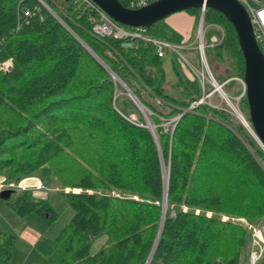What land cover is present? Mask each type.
Returning a JSON list of instances; mask_svg holds the SVG:
<instances>
[{
	"label": "trees",
	"instance_id": "16d2710c",
	"mask_svg": "<svg viewBox=\"0 0 264 264\" xmlns=\"http://www.w3.org/2000/svg\"><path fill=\"white\" fill-rule=\"evenodd\" d=\"M46 1L68 28L37 0H0V181L24 183L49 166L55 191L74 212L40 264H147L150 258V264H242L250 236L221 216L264 224L262 147L225 110L192 107L212 87L203 88L181 60L172 59L177 81L170 83L152 47L96 39L90 34L95 11L75 0ZM118 1L130 7L131 0ZM186 12L198 21L200 10ZM210 21L227 32L214 49L220 55L227 49L229 79L244 77L234 26L208 9ZM172 31L161 21L148 32L183 43ZM86 46L144 107L158 143L138 104L118 95L120 83ZM176 115L182 117L175 128L165 131L162 125ZM5 203L48 224L59 216L48 196L36 198L32 190ZM100 238L103 245L92 254ZM15 240L0 232V264H12Z\"/></svg>",
	"mask_w": 264,
	"mask_h": 264
},
{
	"label": "rangeland",
	"instance_id": "374dc122",
	"mask_svg": "<svg viewBox=\"0 0 264 264\" xmlns=\"http://www.w3.org/2000/svg\"><path fill=\"white\" fill-rule=\"evenodd\" d=\"M37 1L38 2L41 1V2H44L47 4L46 0H37ZM131 1H130V4H131ZM48 6L52 9L51 12L54 15L52 13L51 14L57 20H59L64 26L67 27V25L65 24V21L61 18V16L50 5H48ZM198 10H200V17H199L198 21L194 20L195 27L191 23L192 21L189 19V17L183 15V21L179 22L177 27L175 25H173L176 27L175 29L172 26L173 31L170 34L171 38H181L183 41L187 37H189L188 39H186V41H188L189 43H195V41L197 39V32H198L197 30L199 29V22L201 19V9L198 8ZM211 10H213V9H211ZM187 11H189V10H187ZM214 11H216V10H214ZM184 12H186V11H184ZM216 12H218V11H216ZM218 13H220V12H218ZM168 18H166L163 21H166ZM218 25L222 26L219 22H216V21L205 22V27L207 29L206 30V37H205V42H206L205 52H206L207 61H208V64L211 68V71H212L213 75L215 76L216 80L221 84V83H226L228 80H230L229 77L231 75L229 77L224 76L223 70H221L220 73H217L215 71V66L216 65L226 66L231 71V74H233L234 67H233L232 62L228 59L227 49L220 48L221 55H224V58H223V56L218 54L214 48H211V44H210L211 36L219 33V30L217 29ZM178 27H180V29H178ZM183 28L185 29V31H182ZM182 54L185 55V57L200 72H202L203 64L200 61L199 54H198L197 50H195V49L183 50ZM93 56H95L97 58L96 55H93ZM174 58L180 59L179 56L177 57L175 54H171L166 59H164V68H165L166 79L170 83H174L177 81L176 75H175V72H174V69L172 66V59H174ZM98 61L102 64V66H104L105 68L107 67L106 69L110 73L112 78L117 77L112 72V70L108 66H106V64L101 59H99ZM185 65H186V67H185L186 71H190L194 75H196V73H194L192 70H190V68L187 66V64H185ZM11 67H13V65L10 62L9 68H11ZM187 69H189V70H187ZM225 78H228V80ZM232 78L242 79L243 77L232 76L231 79ZM116 81L118 83H120V86H121V88L118 90V95H122V96H125V97H128L129 99H131V97L128 95L127 89L125 88L123 83H121L122 81L121 80H120V82H119V80H116ZM208 83H210L209 85L212 87V90L208 91L207 93L211 94L213 92L214 88L211 85V82H208ZM238 85L241 86V83L237 80H234L232 82H228L224 87V91L227 93L228 98L230 99V102L233 103L237 109H239V111L242 113V115L244 113H246V115H247V113H248V118L245 114L243 116H245V118L247 120H249V107L247 104V100H246V97H244V98L242 97L243 88H241V91H238ZM237 98H241L240 103H237V100H236ZM131 100L133 101V99H131ZM206 102H207L206 103L207 105H209L213 108L225 110L224 112H227L228 114L235 117L239 121V119L236 117L234 111L230 107V105L228 103L229 101L227 102L226 100H224L218 92H215L210 98L207 99ZM246 104H247V106H246ZM142 108L144 110L143 106H142ZM138 109L140 110V107H138ZM145 112H146V110H145ZM181 117H182V115L181 116L176 115L173 117L172 123L167 122V123L163 124L162 126L165 128V131H168V127H170V126L175 128L177 121H179ZM133 118H134V119H132L133 121L136 120L135 116H133ZM175 119H176V121H174ZM249 122H250V120H249ZM250 126L252 127L251 122H250ZM246 130L248 131L247 128H246ZM252 137H253V135H252ZM253 138L255 139V137H253ZM255 141L257 142L256 139H255ZM89 144L91 145V143H89ZM162 167H163V172H164V178L168 179L169 178V168L164 164V162L162 163ZM40 171L42 172V177H41V175H40V177L32 176V177L26 179V181L24 183L8 182V181H4V180L0 181V185H4L6 187H8V185H10V184L16 185L19 188V190L16 191V194L18 192L25 191V190H23L24 188L26 189V191H28V190L38 191L36 189L41 187L43 191H46V193L48 194V197L51 200L52 205L55 207L56 211L59 213L58 219L55 220L54 222L48 224L47 221L38 217L34 213L29 214V215L24 216V217L17 215L5 203V201L0 200V232L12 234L16 237L15 243L11 248V252H12L11 262H12V264H40L43 261V259L45 258V256H47L53 252V250L55 249V246H56V238L60 234L61 230L67 224H69L71 218L74 215L73 210L68 206V203L66 202V199L64 198V196L60 193V191H55L56 184H55V177H54L52 169L49 166H45ZM38 178H39L40 182H41V180H40L41 178H43L44 181H43V183L41 182L39 185L36 186L35 185L36 179H38ZM6 190H8V188ZM66 191H70V190H66ZM16 194H14L11 198H14L16 196ZM39 195H42V194H39ZM43 196H45V194ZM162 210H163V214H164V204H163ZM166 211H167V205H166ZM209 215H211V213H209ZM221 217H222V220L224 222H229L238 228L246 229L247 233L250 236L249 248L247 249V251H245V255H244V259L242 261V264H251L252 251H257L258 247L260 249V254H257V253H255V254L258 255L259 257H261V252H264V245L262 244L263 241L261 242L260 245H258V247H253V237H254V229H259L262 225L261 224L257 225V224L252 223L247 217H239V216H232V215H222ZM163 220H164V217L162 218L160 229H161L162 224L164 225ZM159 232H160V230H159ZM30 235H31V237H29ZM103 242H104L103 238L96 240L94 242L92 248H91V253L92 254L97 253L101 249ZM150 259H152V258H150ZM150 259H148V262H147L148 264H150V262H151ZM263 259H264V254L262 255L258 264H260V262Z\"/></svg>",
	"mask_w": 264,
	"mask_h": 264
},
{
	"label": "water",
	"instance_id": "95a60500",
	"mask_svg": "<svg viewBox=\"0 0 264 264\" xmlns=\"http://www.w3.org/2000/svg\"><path fill=\"white\" fill-rule=\"evenodd\" d=\"M91 1L117 23L132 28L144 27L151 29L156 23L165 20L169 16L191 9L206 7L220 12L234 26L237 32L239 47L245 60L244 81L246 84V100L249 107V120L253 131L264 145V54L255 39L250 17L245 8L237 0H157L139 9L125 7L118 0ZM45 5L47 6L46 3ZM86 48L92 55H95L89 47L86 46ZM221 70H223L224 76L229 77L231 75L228 67L215 66L217 73H220ZM123 85L127 89L128 94L130 93L129 96L136 101L130 89L124 83ZM138 107H140L145 117L146 127L152 131L158 143L154 126L147 113L143 110L140 103ZM168 182L169 178L167 179L165 190L164 217L168 198ZM14 194H16L14 190H4L0 193V200L9 201ZM162 229L163 224L157 241L161 236Z\"/></svg>",
	"mask_w": 264,
	"mask_h": 264
},
{
	"label": "built area",
	"instance_id": "2783aa9c",
	"mask_svg": "<svg viewBox=\"0 0 264 264\" xmlns=\"http://www.w3.org/2000/svg\"><path fill=\"white\" fill-rule=\"evenodd\" d=\"M76 2H82L86 5V7L90 8L92 11H95L96 17L92 19V28L90 30V34L99 40H106L108 38H113L115 40L127 41L130 40L133 43L134 49H138L140 43L144 44L146 47H152L160 59H166L171 54H175L177 57L179 56V60H182L187 66L196 73V76L201 82L203 88H205L206 84H210L213 86L214 90L211 94L204 93L203 98L200 102L195 103L192 107L197 106L198 104L207 103V99L210 98L215 92H218L221 97L225 99L228 98L227 93L224 91V87L228 82L237 80L241 83L243 88L242 97H246V84L244 81V77L242 79L232 78L228 80L226 83H219L215 76L213 75L211 68L207 61L206 56V27H205V15L208 11V8L203 7L201 9V19L199 22V29L197 30V39L195 43H177L166 39H160L154 37L149 34L148 28L140 27V28H132L121 25L114 21L110 16H108L103 10H101L97 5H95L91 0H75ZM157 0H132L130 7L133 9H139L145 7ZM247 11L251 24L253 26L255 39L264 54V0H237ZM40 4L47 9L48 11H52V9L45 5V3L39 1ZM29 12V11H28ZM52 13V12H51ZM53 14V13H52ZM54 15V14H53ZM219 33L211 36V48H216L221 46L226 41L227 32L223 26H217ZM197 50L199 54L200 61L203 64V70L200 72L186 57L182 54L183 50ZM115 80H119L117 77ZM130 94V93H129ZM128 94V95H129ZM132 94V93H131ZM133 95V94H132ZM134 96V95H133ZM132 98V97H131ZM229 99V98H228ZM135 100V99H133ZM230 100V99H229ZM229 100H226L227 102ZM237 103H240L241 98H237ZM136 102V101H135ZM229 103V102H228ZM176 121V119L174 120ZM172 123V122H171ZM14 190L15 192L19 190L16 185H8V187L4 185H0V193L4 190ZM23 190L26 191L24 188ZM38 191H43L42 188H37ZM264 242V224L259 229H254V237H253V247H258L261 242ZM262 244L264 245V243ZM257 254H260L259 247L257 251H252L251 255V264H258L264 252H261V257Z\"/></svg>",
	"mask_w": 264,
	"mask_h": 264
},
{
	"label": "crops",
	"instance_id": "0c3cea01",
	"mask_svg": "<svg viewBox=\"0 0 264 264\" xmlns=\"http://www.w3.org/2000/svg\"><path fill=\"white\" fill-rule=\"evenodd\" d=\"M183 15L184 16H188L189 17V19L192 21L191 23L193 24V26L195 27V23H194V18L190 15V14H188L187 12H180V13H177V14H174V15H172V16H170L165 22H166V24L170 27V28H172L173 29V27H174V29L177 27V25L179 24V22H181V21H183ZM173 25H175V26H173ZM173 26V27H172ZM178 29H180V27H178ZM176 31V30H175ZM182 31H185V29L183 28V30ZM177 32V31H176ZM185 34V33H184ZM189 37H187L186 39H188ZM186 39L185 40H183L182 42L183 43H188V41H186ZM41 177H42V172H41ZM28 182V181H27ZM41 182L39 181V178L38 179H36V186L37 185H39ZM37 190V189H36ZM33 193H34V196L36 197V198H39V199H46L47 198V196H48V194L46 193V191H33ZM39 194H42V195H39ZM45 194V196H43ZM29 237H31V235L29 236Z\"/></svg>",
	"mask_w": 264,
	"mask_h": 264
},
{
	"label": "bare ground",
	"instance_id": "6f19581e",
	"mask_svg": "<svg viewBox=\"0 0 264 264\" xmlns=\"http://www.w3.org/2000/svg\"><path fill=\"white\" fill-rule=\"evenodd\" d=\"M225 99L229 100L227 97H225ZM229 105L232 108V110L234 111L235 115L238 117L239 121L242 123V125L245 126L249 130V132L253 135V137H255V139L257 140L259 145L264 150V145L259 140V138L257 137L256 133L250 127V122H248L247 119L245 118V116H243L244 114L242 115V113L239 111V109H237L236 106L233 103L230 102V100H229ZM165 184L167 186V179H165Z\"/></svg>",
	"mask_w": 264,
	"mask_h": 264
}]
</instances>
